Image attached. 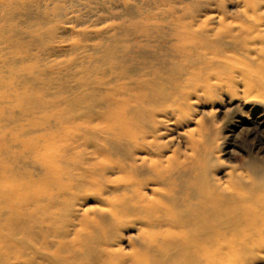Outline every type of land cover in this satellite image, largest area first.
Segmentation results:
<instances>
[{
  "label": "bare ground",
  "instance_id": "bare-ground-1",
  "mask_svg": "<svg viewBox=\"0 0 264 264\" xmlns=\"http://www.w3.org/2000/svg\"><path fill=\"white\" fill-rule=\"evenodd\" d=\"M0 264H264V0H0Z\"/></svg>",
  "mask_w": 264,
  "mask_h": 264
},
{
  "label": "rangeland",
  "instance_id": "rangeland-1",
  "mask_svg": "<svg viewBox=\"0 0 264 264\" xmlns=\"http://www.w3.org/2000/svg\"><path fill=\"white\" fill-rule=\"evenodd\" d=\"M228 9H230V6H228ZM228 101L227 100V98L226 99H224L223 101H222V105L224 106V107H228L227 106V104H226V101ZM206 105H207V107H206ZM210 105L209 104H205L204 105V107L202 106V104H200L199 106L197 105V107H195L196 109L194 110L195 112H194V114L195 115H202L201 114V110L204 112H208V109L210 108L209 107ZM200 109V110H199ZM204 109H207V111L206 110H204ZM199 112V113H198ZM205 118V117H204ZM206 119V118H205ZM179 125V127L181 128V126H180V124H178ZM219 124H217V126H218ZM172 127H174V126H172ZM178 127V128H179ZM182 127H183V125H182ZM179 128V129H180ZM173 130L175 131V127L173 128ZM173 133V131H169L168 132V134H172ZM221 135H222V133H221ZM222 140H223V142H222ZM222 142V143H221ZM225 143V140L224 139H222V136H221V140H220V142H219V144H220V151H221V153L219 152L218 153V155H219V158L221 159V161H223L225 164H229V163H234V161H240L241 160V158H242V156H241V152L238 150V149H236L235 148V150H233L234 152H229V154H225V149H226V143ZM230 151V150H229ZM230 157V158H227V157ZM226 158H227V160H226ZM231 159V160H230Z\"/></svg>",
  "mask_w": 264,
  "mask_h": 264
}]
</instances>
